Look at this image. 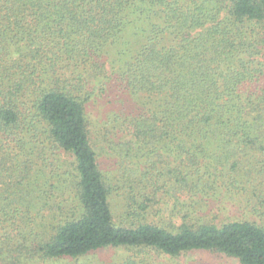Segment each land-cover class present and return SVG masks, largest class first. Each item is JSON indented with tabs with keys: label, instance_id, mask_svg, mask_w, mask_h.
Segmentation results:
<instances>
[{
	"label": "trees",
	"instance_id": "1",
	"mask_svg": "<svg viewBox=\"0 0 264 264\" xmlns=\"http://www.w3.org/2000/svg\"><path fill=\"white\" fill-rule=\"evenodd\" d=\"M263 52L264 0H0V264H264Z\"/></svg>",
	"mask_w": 264,
	"mask_h": 264
},
{
	"label": "rangeland",
	"instance_id": "2",
	"mask_svg": "<svg viewBox=\"0 0 264 264\" xmlns=\"http://www.w3.org/2000/svg\"><path fill=\"white\" fill-rule=\"evenodd\" d=\"M259 59L264 63V52L260 55ZM119 99L120 98H117L112 91H109V93L108 94L106 93V95L104 96L93 97L91 102L88 103L87 108L91 123L90 128L93 133H98L101 124H103V122L108 119L110 112L119 110L118 109V103H120ZM98 136L97 134H93V141L96 143L97 151L99 153V161L101 164V168L105 172H109L111 168L115 170L114 159L112 157L113 153L109 152L105 142L99 140ZM51 157L54 159L57 166H60L62 168V170H68L67 165L72 164L71 157L65 156L64 157L65 161L56 160L53 155H51ZM258 179H263L264 182V174L263 173L260 174L258 176ZM70 189L71 186L69 187V189L66 190L65 196L61 198L62 203L64 202L65 197H69ZM258 191L263 192V196H264V184L260 186ZM238 200L240 202V198H238ZM241 201L242 202L245 201L244 197H241ZM257 202L259 204L264 203L262 199L257 200ZM69 203H66V206H68ZM212 206L216 207L218 205H216V202H214ZM113 209H114L115 221L117 223H120L122 220H124V217H123V204L118 196L114 197ZM261 210L264 213V207L261 208ZM129 254L130 252L125 248L110 247V248H104L94 251L89 255L80 258L77 262H73L72 260H66L65 262L68 261L67 262L68 264H116L121 262ZM179 261L182 264H240V262L234 257H227L216 253H206V252H189L187 254L182 255L179 258Z\"/></svg>",
	"mask_w": 264,
	"mask_h": 264
}]
</instances>
